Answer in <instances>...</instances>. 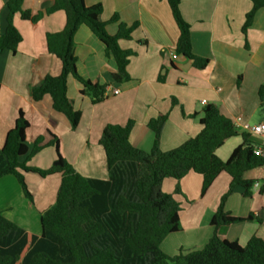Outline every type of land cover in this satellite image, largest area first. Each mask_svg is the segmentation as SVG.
Masks as SVG:
<instances>
[{
	"label": "crops",
	"instance_id": "obj_1",
	"mask_svg": "<svg viewBox=\"0 0 264 264\" xmlns=\"http://www.w3.org/2000/svg\"><path fill=\"white\" fill-rule=\"evenodd\" d=\"M8 1L0 0V36L7 29ZM53 1L24 0L23 9L35 16L45 12ZM85 4L103 7L100 20L108 23L111 36L117 35L120 24L138 25L130 40L119 42L122 49L134 53L127 68L131 81H114L113 74L118 70L115 59L107 57L105 45L82 26L75 37L78 71L92 83L106 86L109 95L93 104L89 96L81 94L83 86L71 78L68 95L82 113L78 127L73 129L70 120L54 109L50 95L38 102L31 95V89L40 86L46 77L62 73V62L49 53L46 36L65 28L66 14L58 11L45 15L37 23L16 15L14 24L23 41L16 53L0 50V149L20 112H24L30 128L26 134L28 153L21 163L50 169L57 159L56 149L47 146L54 135L59 139L60 153L79 174L106 181L109 171L99 142L108 125L125 126L134 121L131 143L149 153L155 133L148 124L160 115L169 114L160 142L163 152L177 149L199 135L207 105H216L241 134L247 133L246 124L254 127L264 123L259 98L264 85V8L257 12L245 34L243 28L253 8L250 0H181V13L191 27L193 53L209 60L208 67L199 70L175 52L180 30L167 0H85ZM115 16L118 22L112 21ZM115 90L120 93L114 95ZM251 136L264 146V137ZM39 137H44V148L31 157ZM242 143L241 136L229 139L217 150L218 157L228 161ZM24 176L33 201L25 197L15 176H5L0 179V211L26 233L40 237L41 216L55 205L63 177L35 173ZM245 179L257 181L252 197H245L243 189L237 187L227 198L224 211L242 219L253 214L260 221L218 229L220 238L243 248L253 237L264 240V194L260 192L264 189V167L247 172ZM203 181V176L191 172L180 181L167 179L162 184V191L173 195L183 209L180 231L162 244L170 256L202 250L215 233L211 221L232 179L221 173L204 196ZM177 187L181 194H176Z\"/></svg>",
	"mask_w": 264,
	"mask_h": 264
},
{
	"label": "trees",
	"instance_id": "obj_2",
	"mask_svg": "<svg viewBox=\"0 0 264 264\" xmlns=\"http://www.w3.org/2000/svg\"><path fill=\"white\" fill-rule=\"evenodd\" d=\"M167 1L180 30L175 52L191 60L196 69L205 70L209 60L193 53L191 27L181 13V0ZM250 1L253 8L247 15L245 34L257 12L264 8V0ZM23 4L24 0L7 2V29L0 36V50L16 53L23 41L14 24L16 15L24 21L37 23L45 15L65 12V28L46 36L49 53L62 62V73L46 77L40 86L31 89V95L37 102L50 95L54 109L65 115L76 129L82 113L70 101L69 80L73 78L81 84V94L89 96L93 104L106 98V86L92 83L78 71L75 54L78 31L86 26L97 36L106 47L107 57L114 58L117 63L114 81L126 83L131 81L127 68L134 53L122 49L119 42L130 40L138 25L120 24L117 35L111 36L107 31L108 23L100 20L101 5L87 7L85 0H54L45 12L33 16L23 9ZM112 21L118 22V17ZM259 98L264 113V85L259 90ZM168 119L169 114H165L149 122V128L155 133L154 146L149 153L131 143L134 121L125 126L108 125L99 142L105 151L109 171V180L105 181L79 174L60 153L59 139L54 135L47 145L57 151V159L50 169L21 163V158L28 153L26 134L30 128L21 111L0 149V179L15 176L25 197L33 201L25 173L41 177L61 174L63 178L55 205L41 216L40 237L26 233L0 211V264H264L263 239L253 237L243 248L218 235L222 226L259 220L253 214L246 219L232 217L224 211V204L237 187L243 189L245 197H252L257 181L245 179V174L264 167V156L255 153L256 146L263 149L264 146L253 141L249 133L241 134L234 122L211 104L204 108L199 135L177 149L163 152L160 142ZM238 136L243 139L242 145L228 161L221 160L217 150ZM43 142L44 137L37 139L31 157L44 148ZM191 172L203 176L202 196L221 173H227L232 182L211 221L215 233L208 244L199 251L170 256L163 251L162 244L168 236L180 231L183 209L173 195L162 191V184L167 179L180 181ZM260 192L264 194V189ZM176 194H181L179 187Z\"/></svg>",
	"mask_w": 264,
	"mask_h": 264
},
{
	"label": "built area",
	"instance_id": "obj_3",
	"mask_svg": "<svg viewBox=\"0 0 264 264\" xmlns=\"http://www.w3.org/2000/svg\"><path fill=\"white\" fill-rule=\"evenodd\" d=\"M120 92L115 90L113 92L114 95H118ZM109 95V91H106V96ZM244 129L247 131V133L253 135L254 137H264V123H261L259 125H256L254 127H250L249 125H244ZM255 153L257 155L264 156V149L262 147L256 146L255 147ZM258 186V185H255Z\"/></svg>",
	"mask_w": 264,
	"mask_h": 264
}]
</instances>
